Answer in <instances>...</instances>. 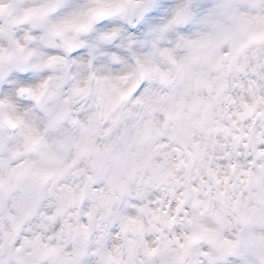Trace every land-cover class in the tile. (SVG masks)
Wrapping results in <instances>:
<instances>
[{
	"label": "clouds",
	"instance_id": "obj_1",
	"mask_svg": "<svg viewBox=\"0 0 264 264\" xmlns=\"http://www.w3.org/2000/svg\"><path fill=\"white\" fill-rule=\"evenodd\" d=\"M0 264H264V0H0Z\"/></svg>",
	"mask_w": 264,
	"mask_h": 264
}]
</instances>
